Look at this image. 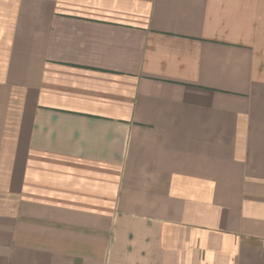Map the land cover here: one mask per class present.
I'll return each instance as SVG.
<instances>
[{
    "label": "crops",
    "instance_id": "1",
    "mask_svg": "<svg viewBox=\"0 0 264 264\" xmlns=\"http://www.w3.org/2000/svg\"><path fill=\"white\" fill-rule=\"evenodd\" d=\"M0 264H264V0H0Z\"/></svg>",
    "mask_w": 264,
    "mask_h": 264
}]
</instances>
